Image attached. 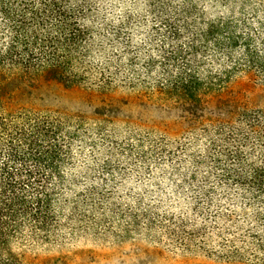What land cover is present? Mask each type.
<instances>
[{"label":"trees","instance_id":"trees-1","mask_svg":"<svg viewBox=\"0 0 264 264\" xmlns=\"http://www.w3.org/2000/svg\"><path fill=\"white\" fill-rule=\"evenodd\" d=\"M202 1L159 4L160 25L137 46L124 30L130 20L101 21L91 1L0 0V264H52L31 258L23 246L59 237L74 143L87 139L83 114L11 107L6 87L14 79L47 77L102 91L118 84L144 86L199 118L193 128L208 141L206 154L192 156L185 172L173 160V174L186 179L176 185L180 199L212 204L217 187L236 203L264 198V106L236 102L228 104L225 118L200 117L203 96L221 91L238 75L264 86V0ZM200 169L209 174L201 183ZM89 201L75 200L78 211L68 221L85 218L79 208ZM181 208L180 215H154L147 228L134 213L128 228L148 230L157 240L166 237L184 251L264 264V207ZM90 228L87 222L74 230Z\"/></svg>","mask_w":264,"mask_h":264},{"label":"rangeland","instance_id":"rangeland-1","mask_svg":"<svg viewBox=\"0 0 264 264\" xmlns=\"http://www.w3.org/2000/svg\"><path fill=\"white\" fill-rule=\"evenodd\" d=\"M88 1L94 3L93 13L101 21L118 24L130 20L132 25H124V30L132 35L135 45L142 46V35L160 25L159 4L175 7L184 0ZM202 2L211 4L213 0ZM263 87L246 75H238L221 91L203 96L200 117L225 118L228 104L236 102L264 106ZM6 100L14 108L87 117V139L78 140L73 147L69 205L62 208L65 217L60 235L51 241L34 239L26 243L23 249L31 258L52 264H252L220 260L206 252L184 251L166 237L157 240L148 230L128 228L134 213L142 216L147 228L154 215L158 214L157 219L180 215L181 207H264V198L260 197L243 203L229 201L218 187L212 204L200 205L196 199L188 203L179 198L176 185L186 179L173 174L175 165L182 169L192 167V156L205 155L208 143L200 136V130L193 128L199 118L195 120L185 107L158 93H148L144 86L118 84L110 91H102L85 85L68 86L47 77L12 80L6 87ZM206 170H198L200 183L209 175ZM210 180L216 185L217 177ZM232 187L233 192L243 193L239 187ZM186 188L193 197L190 187ZM80 197L90 200L89 205L79 208V215L85 218L77 216L69 222V217L78 211L73 202ZM247 197L253 195L248 193ZM92 203L96 207H91ZM235 211L239 218L241 211ZM87 222L91 225L89 230H74L83 229ZM158 223L163 227L162 221ZM128 229H132L131 233ZM161 231L165 234L163 228Z\"/></svg>","mask_w":264,"mask_h":264}]
</instances>
